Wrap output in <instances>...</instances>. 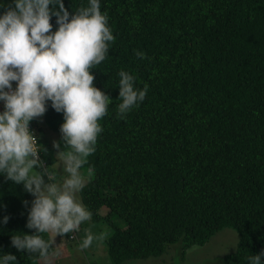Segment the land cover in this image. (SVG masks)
<instances>
[{"label":"trees","instance_id":"obj_1","mask_svg":"<svg viewBox=\"0 0 264 264\" xmlns=\"http://www.w3.org/2000/svg\"><path fill=\"white\" fill-rule=\"evenodd\" d=\"M64 4L72 13L88 0ZM100 7L115 40L91 71L112 101L81 168L89 180L80 194L93 221L113 229L110 260L161 256L177 243L186 251L229 227L239 240L223 264H249L264 249V0H100ZM50 22L58 27L55 16ZM121 69L138 87L149 85L124 119L117 116ZM50 103L43 121L63 147V114ZM39 120L30 125L45 167L55 171ZM33 198L0 175V218L10 217L0 225V251L15 254L18 264L55 252L49 233L41 234L50 243L44 257L11 244L13 234L35 231L26 227Z\"/></svg>","mask_w":264,"mask_h":264},{"label":"clouds","instance_id":"obj_2","mask_svg":"<svg viewBox=\"0 0 264 264\" xmlns=\"http://www.w3.org/2000/svg\"><path fill=\"white\" fill-rule=\"evenodd\" d=\"M53 16L58 27L50 31ZM108 21L100 0H88L87 6L72 13L64 0H0V175L15 184L22 183L34 197L26 227L35 231L11 236L17 250L44 257L50 243L42 233L78 232L81 224L91 218V211L77 194L87 182L81 168L95 152L98 135L103 131L99 120L112 101L109 94L94 85L91 71L105 60L109 42L115 40ZM133 51L138 58H147L143 50ZM117 75L121 101L117 116L124 119L144 101L149 85L138 87L136 76L124 69ZM49 102L63 114V147L53 142L62 168L59 178L40 159L41 144L29 127L30 121L47 111ZM23 203L27 206L29 202ZM9 219L4 215L0 225ZM85 232L81 249L104 239L103 232ZM248 261L264 264V249L249 256ZM0 264H18L17 256L0 251Z\"/></svg>","mask_w":264,"mask_h":264},{"label":"rangeland","instance_id":"obj_3","mask_svg":"<svg viewBox=\"0 0 264 264\" xmlns=\"http://www.w3.org/2000/svg\"><path fill=\"white\" fill-rule=\"evenodd\" d=\"M56 29L53 27L50 31H55ZM15 84L16 82L13 81L14 87ZM2 105V101H0V110H3ZM39 118V126L42 128L39 132L41 138L50 143L54 150L56 161L52 167L57 173V178H59L62 168H59L57 163L56 152L58 150L53 146L54 141L59 142V133L51 131L44 123L42 116ZM81 172L87 178L88 182L89 175H86L88 172L82 169ZM45 179L47 180V177ZM77 195L82 201L80 192ZM113 220L120 227L126 226V222L117 216ZM85 229H89L93 233L103 232L105 234L104 239L94 241L87 249H81L79 244L86 235ZM112 233L113 229L107 222H95L92 218L81 224L80 230L77 232L78 239L76 240L70 239L66 234L56 235L55 233H49L55 247V252L45 257L46 259H40L38 264H113L107 251V242ZM238 240L239 235L237 231L227 227L217 232L203 246H194L184 251L181 245L177 243L170 245L167 251L161 256H151L147 259H133L126 261L124 264H223L222 258L236 250Z\"/></svg>","mask_w":264,"mask_h":264},{"label":"built area","instance_id":"obj_4","mask_svg":"<svg viewBox=\"0 0 264 264\" xmlns=\"http://www.w3.org/2000/svg\"><path fill=\"white\" fill-rule=\"evenodd\" d=\"M2 104H3V102H2ZM29 127H30V130H32L33 133L38 137V142L40 143V137H39V135L37 133V130L30 124H29ZM40 148H41V146H40ZM39 156H40V159H42L41 151L39 152ZM69 237L72 240H76L77 239V232H75V231L70 232V236Z\"/></svg>","mask_w":264,"mask_h":264}]
</instances>
